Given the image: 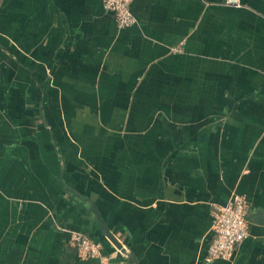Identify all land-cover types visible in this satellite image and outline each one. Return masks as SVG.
<instances>
[{
    "label": "crops",
    "instance_id": "1",
    "mask_svg": "<svg viewBox=\"0 0 264 264\" xmlns=\"http://www.w3.org/2000/svg\"><path fill=\"white\" fill-rule=\"evenodd\" d=\"M129 10L0 0V264H264V0ZM233 194L248 236L205 263Z\"/></svg>",
    "mask_w": 264,
    "mask_h": 264
},
{
    "label": "built area",
    "instance_id": "2",
    "mask_svg": "<svg viewBox=\"0 0 264 264\" xmlns=\"http://www.w3.org/2000/svg\"><path fill=\"white\" fill-rule=\"evenodd\" d=\"M105 11L110 12L117 29L128 27L134 22L129 10L131 0H100ZM237 7L239 0H224ZM246 201L242 195L233 194L226 203L215 205L211 211V236L206 247L204 262L213 259H229L235 246L248 236V220L245 217ZM68 243L75 249L80 259L101 258L99 245L86 234L72 232ZM101 261V260H100Z\"/></svg>",
    "mask_w": 264,
    "mask_h": 264
},
{
    "label": "water",
    "instance_id": "3",
    "mask_svg": "<svg viewBox=\"0 0 264 264\" xmlns=\"http://www.w3.org/2000/svg\"><path fill=\"white\" fill-rule=\"evenodd\" d=\"M104 234L116 248L121 249L120 243H118L117 239L108 231L106 227H104Z\"/></svg>",
    "mask_w": 264,
    "mask_h": 264
}]
</instances>
